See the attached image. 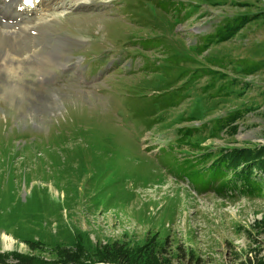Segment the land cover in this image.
<instances>
[{"label": "rangeland", "instance_id": "rangeland-1", "mask_svg": "<svg viewBox=\"0 0 264 264\" xmlns=\"http://www.w3.org/2000/svg\"><path fill=\"white\" fill-rule=\"evenodd\" d=\"M58 1L27 6L51 39L31 40L11 99L0 74V236L14 239L0 253L53 260L80 243L89 260L148 242L171 264L264 255V192H197L172 169L173 156L264 144V0Z\"/></svg>", "mask_w": 264, "mask_h": 264}, {"label": "trees", "instance_id": "trees-1", "mask_svg": "<svg viewBox=\"0 0 264 264\" xmlns=\"http://www.w3.org/2000/svg\"><path fill=\"white\" fill-rule=\"evenodd\" d=\"M238 28L239 26H233L226 35L218 36L216 39L226 40L234 35ZM205 47L207 48V45H204ZM228 118L233 122L237 115ZM219 121L221 119L217 122ZM231 127L235 129L236 125ZM181 138L182 136L177 142ZM172 159L175 165V168L172 167L173 172L185 178L197 192L211 189L221 196H226L229 191V194L240 193L248 196H259L264 192V144L262 143L221 147L217 151L201 152L190 158L183 157L181 162L175 156ZM158 250L148 242L136 247L104 245L97 247L93 252L95 259L87 260L84 258V246L77 243L73 250L59 249L53 260L21 254L14 250L5 255L0 253V263H5V256L10 255L15 260L14 264H171L170 260L158 256ZM248 264H264V255L255 258L254 262L248 261Z\"/></svg>", "mask_w": 264, "mask_h": 264}, {"label": "bare ground", "instance_id": "bare-ground-1", "mask_svg": "<svg viewBox=\"0 0 264 264\" xmlns=\"http://www.w3.org/2000/svg\"><path fill=\"white\" fill-rule=\"evenodd\" d=\"M52 1L54 0H0V74L3 81H6L1 93L8 99L19 93L14 87H7L8 82L16 83L25 71L29 55L39 51L31 40L37 41V36L45 42L51 39L45 21H36L28 16L27 6L37 4L48 9ZM77 5L84 4L79 2ZM0 238L6 248H10L14 242L11 236L4 233Z\"/></svg>", "mask_w": 264, "mask_h": 264}, {"label": "water", "instance_id": "water-1", "mask_svg": "<svg viewBox=\"0 0 264 264\" xmlns=\"http://www.w3.org/2000/svg\"><path fill=\"white\" fill-rule=\"evenodd\" d=\"M0 264H5V263H0ZM96 264H110V263H96Z\"/></svg>", "mask_w": 264, "mask_h": 264}]
</instances>
